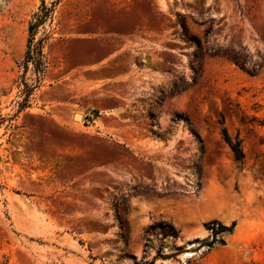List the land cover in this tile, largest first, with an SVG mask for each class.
Listing matches in <instances>:
<instances>
[{"label":"rangeland","instance_id":"1","mask_svg":"<svg viewBox=\"0 0 264 264\" xmlns=\"http://www.w3.org/2000/svg\"><path fill=\"white\" fill-rule=\"evenodd\" d=\"M42 2L0 0V264H264V0H60L36 85Z\"/></svg>","mask_w":264,"mask_h":264},{"label":"trees","instance_id":"2","mask_svg":"<svg viewBox=\"0 0 264 264\" xmlns=\"http://www.w3.org/2000/svg\"><path fill=\"white\" fill-rule=\"evenodd\" d=\"M59 3L60 0H51L50 2H47V0H43L40 11L33 16V19L29 25V40L27 44V51L25 54V69L26 71H28L30 63L34 65V73L37 76L35 79L36 85L40 84L46 68L45 56L43 53V41H36V36L39 28L52 18L55 8ZM232 60L235 61L242 69L246 70L248 73L254 74V71L252 69H246L245 64H241L236 56H233ZM25 86L27 89L25 91L26 98L24 100V103H22L21 108H25L28 106L29 98L33 91V88H31L27 83H25ZM32 87L36 88L38 86ZM224 137L229 147L231 148L235 159L242 162L245 158V154L242 149V142L238 138L232 139L226 130H224ZM235 226V223L230 227H217L215 225L209 226L208 228L213 233V241L209 246L212 247L216 244L225 245L224 236L233 233ZM171 236L176 237L177 234L174 232Z\"/></svg>","mask_w":264,"mask_h":264},{"label":"bare ground","instance_id":"3","mask_svg":"<svg viewBox=\"0 0 264 264\" xmlns=\"http://www.w3.org/2000/svg\"><path fill=\"white\" fill-rule=\"evenodd\" d=\"M78 118H81V116H78ZM254 192V191H253ZM252 193V192H251ZM251 193H250V195H251ZM253 194V193H252Z\"/></svg>","mask_w":264,"mask_h":264}]
</instances>
